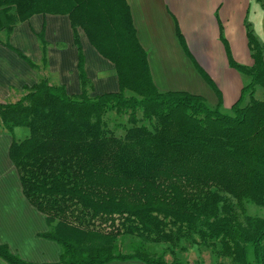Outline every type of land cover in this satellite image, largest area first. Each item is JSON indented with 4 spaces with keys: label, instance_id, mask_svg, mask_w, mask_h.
Segmentation results:
<instances>
[{
    "label": "trees",
    "instance_id": "obj_1",
    "mask_svg": "<svg viewBox=\"0 0 264 264\" xmlns=\"http://www.w3.org/2000/svg\"><path fill=\"white\" fill-rule=\"evenodd\" d=\"M36 13L68 15L82 86L71 94L42 77L17 101L0 103L3 128H28L12 139L9 158L24 196L45 215L48 230L40 235L60 246L59 260L42 264H226L168 262L146 248L182 238H196L233 264H264V217L245 210L264 208V94L255 96L264 87V56L252 31V65L228 56L249 80L224 112L221 102L154 87L125 0H0V31ZM77 28L115 64L118 91L87 93ZM110 112L127 114V123L117 124L122 135L109 127ZM123 236L137 239L130 252L119 248ZM0 257L35 264L6 244Z\"/></svg>",
    "mask_w": 264,
    "mask_h": 264
},
{
    "label": "crops",
    "instance_id": "obj_2",
    "mask_svg": "<svg viewBox=\"0 0 264 264\" xmlns=\"http://www.w3.org/2000/svg\"><path fill=\"white\" fill-rule=\"evenodd\" d=\"M125 1L157 90L201 95L212 106L219 102L221 106H231L237 100L249 77L230 66L228 56L239 64L252 65L247 31L250 29L258 40L264 2ZM77 36L83 71L88 78L87 93L94 96L118 91L119 77L113 61L90 43L82 28H77ZM78 53L67 14L36 13L17 22L9 33L0 31V103L17 101L42 77L52 85H64L71 94L80 93ZM199 69L209 75L219 94ZM16 128L19 126L10 132L0 123V244H6L27 262L54 263L59 260L60 246L40 235L48 230L45 215L24 196L17 170L9 158L12 139L20 140L28 134L24 130L18 135ZM0 264L10 263L0 257ZM107 264L143 263L115 260Z\"/></svg>",
    "mask_w": 264,
    "mask_h": 264
},
{
    "label": "rangeland",
    "instance_id": "obj_3",
    "mask_svg": "<svg viewBox=\"0 0 264 264\" xmlns=\"http://www.w3.org/2000/svg\"><path fill=\"white\" fill-rule=\"evenodd\" d=\"M261 2H264V0H261ZM257 30H259L257 38L258 42L262 48V53L264 56V21L260 24V26L257 27ZM19 33L15 34L17 36ZM131 92L126 91V96H129ZM264 94V87H258L255 96L256 97H262ZM224 112H230V106L225 105L221 107ZM106 119L108 120V125L115 131L117 135H122L123 130L117 124H126L127 123V114H117L115 112H110L107 114ZM18 130L16 134L20 135L22 131H26L28 133V128L26 127H19L16 128ZM23 129V130H21ZM15 134V136H16ZM18 138V137H17ZM22 139V138H21ZM246 212L248 214L256 215L264 217V208L258 207L255 205H247L245 208ZM137 242L136 238L130 237V236H123L119 239V248L123 252H130L131 251V245L135 244ZM196 242V243H195ZM146 248L148 250L156 255L162 254L166 261L170 262L173 259H180L188 262H194V261H203L205 263H210L213 261H224L226 264H233L228 258L218 256L216 253L212 252V249L204 246L203 244L197 242V239L194 238V240H190L189 238H182L177 244H147Z\"/></svg>",
    "mask_w": 264,
    "mask_h": 264
}]
</instances>
